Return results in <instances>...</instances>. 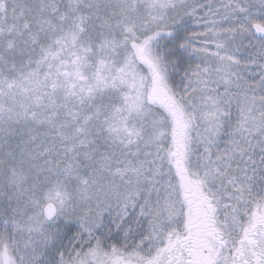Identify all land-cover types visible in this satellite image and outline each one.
<instances>
[{"label":"snow or ice","instance_id":"6c2138e0","mask_svg":"<svg viewBox=\"0 0 264 264\" xmlns=\"http://www.w3.org/2000/svg\"><path fill=\"white\" fill-rule=\"evenodd\" d=\"M0 264H264V0H0Z\"/></svg>","mask_w":264,"mask_h":264}]
</instances>
